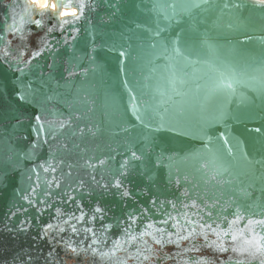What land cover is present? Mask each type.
Masks as SVG:
<instances>
[{
	"label": "water",
	"instance_id": "water-1",
	"mask_svg": "<svg viewBox=\"0 0 264 264\" xmlns=\"http://www.w3.org/2000/svg\"><path fill=\"white\" fill-rule=\"evenodd\" d=\"M54 2L0 0V264H264L260 0Z\"/></svg>",
	"mask_w": 264,
	"mask_h": 264
},
{
	"label": "snow or ice",
	"instance_id": "snow-or-ice-1",
	"mask_svg": "<svg viewBox=\"0 0 264 264\" xmlns=\"http://www.w3.org/2000/svg\"><path fill=\"white\" fill-rule=\"evenodd\" d=\"M35 2H39V0H35ZM260 3L262 5H264V0H260ZM69 5H63L61 3V0H56V2L52 3L51 4V8L53 10V12H55L57 9H59L60 7H68ZM49 7V0H43V11H47ZM225 87L227 88H231V84L230 83H227L224 85ZM261 223H264V222H261Z\"/></svg>",
	"mask_w": 264,
	"mask_h": 264
},
{
	"label": "bare ground",
	"instance_id": "bare-ground-1",
	"mask_svg": "<svg viewBox=\"0 0 264 264\" xmlns=\"http://www.w3.org/2000/svg\"><path fill=\"white\" fill-rule=\"evenodd\" d=\"M30 2L36 4V6L41 9L43 8V0H39V2H35V0H29ZM74 14V10L70 9V10H63L61 15L63 16H71Z\"/></svg>",
	"mask_w": 264,
	"mask_h": 264
}]
</instances>
